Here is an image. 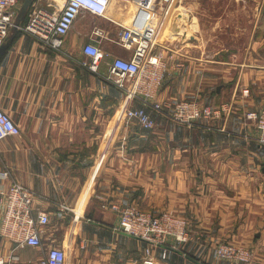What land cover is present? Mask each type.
<instances>
[{"label": "crops", "instance_id": "crops-1", "mask_svg": "<svg viewBox=\"0 0 264 264\" xmlns=\"http://www.w3.org/2000/svg\"><path fill=\"white\" fill-rule=\"evenodd\" d=\"M113 5L119 8L113 0L109 11ZM254 11L244 52L226 47L205 57L196 42L179 49L155 45L185 57L175 78L194 79L195 97L227 104L210 127H189L152 108L155 128L135 120L126 124L125 108L140 102L125 104V93L83 67L82 50H72L92 39L99 25L91 22L99 16L86 12L80 18L88 21L75 28L78 18L63 51L18 31L0 57V106L21 127L0 140V173L10 171L0 176V188L17 179L38 193L36 206L50 215L44 242L63 247L67 264H264V146L255 120L247 117L264 108V0H256ZM191 21L198 26L196 17ZM103 45L129 56L119 45ZM170 77L159 100L190 92L185 81L178 89ZM114 201L147 211L174 209L190 223V239L177 247H152L117 228L120 214L104 207ZM2 219L0 203V255L10 264H43L41 247L18 245L1 234ZM221 241L252 250V262L217 259L214 249Z\"/></svg>", "mask_w": 264, "mask_h": 264}, {"label": "built area", "instance_id": "built-area-1", "mask_svg": "<svg viewBox=\"0 0 264 264\" xmlns=\"http://www.w3.org/2000/svg\"><path fill=\"white\" fill-rule=\"evenodd\" d=\"M23 0H0V46L6 40L10 29L15 26ZM140 8H154L169 5L174 0H131ZM112 0H53L46 5L34 0L29 8L27 20L18 25L20 31L32 35L43 47L63 51L65 39L78 18L88 12L112 21L109 8ZM117 23H120L116 21ZM118 36L112 38L107 31L96 26L92 39L85 42L81 50L87 58L80 64L99 73L108 83L120 88L126 95L125 104L132 100L140 105L125 108V122L138 121L144 128L153 129L156 121L148 108L165 117L189 127L208 125L228 110L226 103L212 104L197 99L176 101L159 100L158 92L166 78L168 53L166 47H157L156 26L148 25L139 31L131 25L120 23ZM108 39L128 50L129 56L114 55L102 40ZM107 70H101L102 64ZM247 94L248 88L244 89ZM248 119H254L258 129L257 141L264 146V108L247 112ZM199 122H202V124ZM210 127V126H209ZM21 127L14 118L0 106V140L17 135ZM0 176H10L4 170ZM0 203L3 208L1 234L11 238L18 245L29 244L44 250L43 264H67V252L58 245H46L43 239L45 228L50 223L48 210L37 207L38 193L21 183L12 180L9 188H0ZM110 207L120 214L118 229L146 240L150 246H171L190 239V223L180 212L163 209L160 212L142 210L135 204L114 201ZM214 256L220 260L251 263L254 254L247 247L232 241H221L214 249ZM0 264H10V259L0 255Z\"/></svg>", "mask_w": 264, "mask_h": 264}, {"label": "rangeland", "instance_id": "rangeland-1", "mask_svg": "<svg viewBox=\"0 0 264 264\" xmlns=\"http://www.w3.org/2000/svg\"><path fill=\"white\" fill-rule=\"evenodd\" d=\"M49 1L53 0H40V2L44 4H48ZM114 3L116 7L119 8L114 10L113 8L115 6L113 5L109 11V15L116 21L124 25H131L139 31L145 30L148 25L156 26L155 41L165 45L170 44V46L178 49L183 43L191 44L188 42H196L201 44V46L195 48L198 50V53L200 52L199 54H203L205 57L226 47H231V50H237L239 53L244 52L245 49H247L244 47V44L250 38V28L255 24L254 8L256 6V0H174V2L169 5H163L162 7L157 5L150 9L137 7L131 0H114ZM194 17L198 20V26L195 21L192 24L191 20ZM83 18H79L75 28L78 27L82 21H88ZM116 21L100 17L96 18L95 21L92 20L91 24L94 23L103 27L110 37L116 38L121 28L120 23ZM180 25L182 29L178 27ZM12 32L13 27L10 29V34ZM70 37H72L71 34H69L68 39H70ZM103 43L117 45L108 39H104ZM189 48L191 47H186L184 52H188V50H190ZM72 50L74 53H80L81 44H76L75 49ZM175 54L176 55L172 52L168 53V69L166 71V76L167 74L171 75V81H173V84L178 83V89L184 87V85L183 87L181 86L185 81V89L190 92L184 95L178 92V95H173L176 97L168 100L176 101L187 98L206 102L204 98L195 97L197 94V92L196 94L194 92L196 88L193 86L190 87V83L194 82V79L190 76L187 77L186 80H184L183 77L180 79L179 77L177 79L175 78L174 71L181 70L187 63V60L183 59L185 57L182 58L179 52ZM179 62L184 63L182 65ZM101 70H107L105 63L102 64ZM204 75L206 76L207 74L205 73ZM200 76H202V74H200ZM141 209L144 210L143 208ZM161 210L154 212H160ZM150 212H153V210H150Z\"/></svg>", "mask_w": 264, "mask_h": 264}, {"label": "water", "instance_id": "water-1", "mask_svg": "<svg viewBox=\"0 0 264 264\" xmlns=\"http://www.w3.org/2000/svg\"><path fill=\"white\" fill-rule=\"evenodd\" d=\"M34 0H24L23 4L20 8V11L17 15L15 26H13V32L7 37V39L4 41V43L0 46V57L4 54V52L9 47L11 41L15 38L16 34L19 31L18 25L22 22V20L25 18L30 6L32 5ZM169 248L170 246H166Z\"/></svg>", "mask_w": 264, "mask_h": 264}, {"label": "trees", "instance_id": "trees-1", "mask_svg": "<svg viewBox=\"0 0 264 264\" xmlns=\"http://www.w3.org/2000/svg\"><path fill=\"white\" fill-rule=\"evenodd\" d=\"M29 11V10H28ZM27 16H28V12H27V14H26V16H25V18L22 20V22H25L26 20H27ZM113 85V84H112ZM113 86H115V85H113ZM116 87V86H115ZM118 88V87H117ZM120 91H122L120 88H118Z\"/></svg>", "mask_w": 264, "mask_h": 264}, {"label": "bare ground", "instance_id": "bare-ground-1", "mask_svg": "<svg viewBox=\"0 0 264 264\" xmlns=\"http://www.w3.org/2000/svg\"><path fill=\"white\" fill-rule=\"evenodd\" d=\"M113 1V0H112ZM154 10V9H153ZM113 20H115V19H113ZM119 22V21H118ZM121 23V22H120ZM178 27H180V26H178ZM181 28V27H180ZM182 29V28H181ZM121 111L119 112V114H118V120L120 121V119H121Z\"/></svg>", "mask_w": 264, "mask_h": 264}]
</instances>
